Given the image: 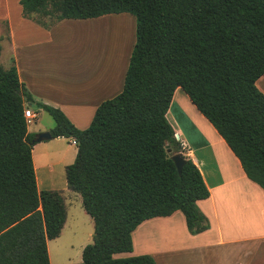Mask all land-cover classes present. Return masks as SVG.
Here are the masks:
<instances>
[{
    "label": "trees",
    "instance_id": "1",
    "mask_svg": "<svg viewBox=\"0 0 264 264\" xmlns=\"http://www.w3.org/2000/svg\"><path fill=\"white\" fill-rule=\"evenodd\" d=\"M23 17L48 28L64 19L128 13L135 42L122 90L101 102L86 129L57 108L35 102L15 66L0 64V264H50L47 241L66 219L58 191H39L24 110L54 121L51 139L76 141L65 168L67 187L81 197L93 224L78 264H156L132 251L142 222L183 214L196 235L208 229L197 201L209 191L193 162L182 156L166 119L181 89L264 193V0H20ZM52 18L47 24L35 18ZM1 51V48H0ZM167 149L171 154H167Z\"/></svg>",
    "mask_w": 264,
    "mask_h": 264
},
{
    "label": "crops",
    "instance_id": "2",
    "mask_svg": "<svg viewBox=\"0 0 264 264\" xmlns=\"http://www.w3.org/2000/svg\"><path fill=\"white\" fill-rule=\"evenodd\" d=\"M104 16L108 17V22L114 21L112 16ZM101 17L64 19L45 29L35 21L23 17L20 0H0L1 66L4 69L15 66L20 83L35 102L59 109L80 130L89 126L101 102L113 98L122 90L128 62L122 64L120 61H113V66L108 64L107 44L104 42L105 47L96 54L95 63L83 70L84 76L68 71L65 74L64 60H59L56 54L51 57L49 50L59 45L56 33L60 29L68 25L89 24ZM255 85L264 94V74ZM180 91L182 90L179 88L174 91L166 119L174 133L179 138H185L187 145L191 144L194 148L188 149V158L199 170L209 191V197L196 204L208 217L209 229L190 235L187 233L183 214L176 211L168 217H156L142 222L132 232V245L135 235L141 231L146 234L144 227L154 223L155 239L156 236L162 238L165 231L172 232L175 227H179L187 240L185 244L176 240L164 247L159 244V250L151 255L156 264H264V193L245 176L238 160L222 138L187 95ZM174 106L179 116L187 122V128L177 124V118L171 112V107ZM30 109L36 117L33 129H29L27 125L28 133L36 135L49 132L54 127L51 122L42 118V110L36 111L34 107ZM72 147L73 150H70ZM31 152L37 189L61 192L68 200L70 193L74 192L68 189L61 176L65 168L74 161L76 146L69 139L55 138L35 143ZM39 173L43 175V179H39ZM55 175L59 179V187L55 185ZM73 199L78 198L75 196ZM64 204L66 219L62 230L68 224L67 207L70 206L65 201ZM235 213L243 216L236 217ZM140 252L115 256H136ZM141 254L150 255V251L144 250Z\"/></svg>",
    "mask_w": 264,
    "mask_h": 264
},
{
    "label": "rangeland",
    "instance_id": "3",
    "mask_svg": "<svg viewBox=\"0 0 264 264\" xmlns=\"http://www.w3.org/2000/svg\"><path fill=\"white\" fill-rule=\"evenodd\" d=\"M108 16H112L111 18H113L114 21L108 22V17L104 16L97 19L96 21H92L89 24L68 25L57 31L56 37L59 40V45L55 48H51L49 52L51 57H54V55L56 54L59 60H64L65 74L66 71H68L73 74L84 76L85 73H82L83 70L89 69L95 63L96 54L98 55V52H100V50L105 47V45L103 46L104 42L107 44L106 57H108V64L113 66L114 62L119 63L120 61L122 64H126V62H128L129 54L131 53L135 42V18L134 16L128 13ZM35 18H40V20H42L43 22L47 24H52V18H41L37 15H35ZM180 92L184 94L182 91ZM29 110L31 109L29 108ZM171 112L174 114V116H176L178 121L177 124H181L183 128H187L185 125L187 122L184 120L183 117L179 116L175 106L171 107ZM183 115L187 118L184 113ZM42 116L44 120H48L53 125H55L53 119L47 113L43 112ZM195 119L197 118L195 117ZM33 123L28 126L29 129L34 128L35 125ZM180 139L186 144L187 150L194 149L191 144L187 145V141L185 140V138L183 139L180 137ZM69 141L71 143L75 140L69 139ZM72 145L76 146V144ZM73 148L74 147H72L70 150H73ZM181 156L188 157V155L184 153H182ZM56 175L54 177V182L56 187H59L60 184H57V181L59 179ZM38 177L39 179L44 178L43 175H40V173L38 174ZM61 177L62 181H66L65 172ZM40 190L42 189L40 188ZM70 194L71 197H69L68 200L63 197L65 203L70 205L67 207L68 224L63 230H61L57 238L47 241V251L49 255L50 264L80 263L82 249L86 245L91 243V237L93 232L92 221L82 208L80 195L77 193H73L76 195H73L72 193ZM75 196H77V200L73 199V197ZM240 198H242V200L244 201L243 197ZM234 216L241 217L243 216V214L235 213ZM205 218L207 219L209 225L208 217L205 216ZM154 229L155 225L153 223V225L144 227L143 231H146V234L144 232L141 233L142 231L136 234L134 237L133 244L134 251H131L130 253L134 254L146 250L150 251L151 256L153 252L159 250V244H162V247H164V245H169L170 242H173L175 240L180 244L187 243V240L182 236L179 227H175L172 232L163 231V237L159 238L158 236H156V239L154 238ZM187 233L189 232L187 231ZM158 238L161 240L160 243ZM141 252L138 255H142ZM173 264L177 263L174 262Z\"/></svg>",
    "mask_w": 264,
    "mask_h": 264
},
{
    "label": "water",
    "instance_id": "4",
    "mask_svg": "<svg viewBox=\"0 0 264 264\" xmlns=\"http://www.w3.org/2000/svg\"><path fill=\"white\" fill-rule=\"evenodd\" d=\"M50 139H51V135L49 132H41V133H38L34 136L31 143L35 144V143H39V142H43V141H48ZM167 154H170V150H168V149H167ZM181 155L182 154H179V153L171 155V160L173 161L178 172L181 171V167L183 164Z\"/></svg>",
    "mask_w": 264,
    "mask_h": 264
},
{
    "label": "built area",
    "instance_id": "5",
    "mask_svg": "<svg viewBox=\"0 0 264 264\" xmlns=\"http://www.w3.org/2000/svg\"><path fill=\"white\" fill-rule=\"evenodd\" d=\"M35 117H36V115L31 110H29V109L24 110V118L26 120L27 125L32 124L35 120ZM174 138L179 143L180 150L182 151V153L188 155V150L186 149V144L181 141V139L179 138V136L176 133H174ZM71 143L76 144L75 141H72Z\"/></svg>",
    "mask_w": 264,
    "mask_h": 264
}]
</instances>
